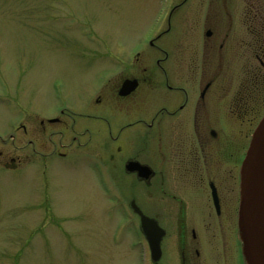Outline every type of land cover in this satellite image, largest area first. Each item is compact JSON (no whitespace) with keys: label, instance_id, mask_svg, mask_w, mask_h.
I'll return each mask as SVG.
<instances>
[{"label":"rangeland","instance_id":"1","mask_svg":"<svg viewBox=\"0 0 264 264\" xmlns=\"http://www.w3.org/2000/svg\"><path fill=\"white\" fill-rule=\"evenodd\" d=\"M161 2L0 0V150L5 152L3 162L12 168L0 169V264H147L139 219L132 218L126 206L132 198L144 211L159 215L170 234L164 241V256L151 264H174L177 250L183 246L192 261L201 262L195 248L201 257L206 255L200 264H245L238 230L239 171L264 104L254 101L258 95L249 98L255 104L239 100L243 84L240 63L231 62L227 75L224 63L197 59L199 53L207 57L203 41L198 46V42L192 45L182 39L179 44L183 45L176 47V62L187 69L194 58L197 64L191 69L204 67L205 80L215 78L218 83L212 93L225 97L216 102L214 98L208 107L212 106V112L203 116L211 123L208 132L217 133L211 142L214 153L228 162L222 173L209 171L224 203L221 222L209 214L206 187L192 188L183 195L191 211L185 222L179 221L175 219L176 205L171 211L170 203L182 191L165 194L157 191L158 183L110 190L107 169L98 170L103 165L110 169L102 139L85 137L81 151L64 159L59 155L64 154V135L50 136L64 127L38 136L43 129L40 119L58 115L56 111L64 103L75 111L85 110L114 63L129 59L143 47L145 54L156 52L145 39L157 31ZM182 30V37L193 34L188 22ZM169 37L173 40L176 35L171 32ZM180 96L183 102L182 92ZM23 111L32 114L30 120L24 122ZM19 123L25 124L29 134L24 128L16 131ZM91 150L101 151L102 158L87 153ZM11 158L20 165L13 169ZM164 204L169 205L166 213L161 210Z\"/></svg>","mask_w":264,"mask_h":264},{"label":"flooded vegetation","instance_id":"2","mask_svg":"<svg viewBox=\"0 0 264 264\" xmlns=\"http://www.w3.org/2000/svg\"><path fill=\"white\" fill-rule=\"evenodd\" d=\"M161 1L157 31L154 36L145 39V43L148 42L149 47L156 52L145 54L147 50L143 47L133 52L129 59L115 61L114 69L102 83L101 89L94 92L90 105L85 110L75 111L64 103V108L56 111L58 115L40 119L43 129L38 132V136L46 135L50 129L64 127V131H52L50 134L64 135V154L59 152L64 159L76 155L78 152L75 151H81V140L85 137H89L90 141L102 139L110 169L107 166L97 168L107 169L110 190L120 192V188L126 189L134 184L153 187L158 183L160 186L157 191L161 189L165 194L168 190L182 191L178 193L182 197L175 194V202L170 203L171 211H175V207L171 206L176 205L175 219L179 221L185 222L191 211V205L183 195L192 188L204 190L206 187L210 198L209 214L211 217L215 214L217 221L221 222L224 203L219 187L212 181L209 171L222 173L226 171L228 162L214 153L211 142L217 137V133L213 129L208 132L207 125L211 123L203 116L208 111L212 112V106L208 107L214 98L216 102L225 97L216 96L219 92H215V95L212 93L218 83L216 84L215 78L205 80L206 75L202 74L205 72L204 67V70L191 69L197 64L194 58L190 59L187 69L176 62L179 57L176 47L183 45L179 44L182 39H188L192 45L198 42L195 44L198 46L203 41L202 48H206L203 50L207 57L199 53L197 59L224 63L223 70L227 75L231 62L240 63L242 69L239 76L242 77L243 84L239 100L247 105L255 102L264 104V97L261 96L264 95V0ZM185 20L193 34L186 33L182 37ZM165 24L168 25L167 29L164 28ZM171 32L176 35L173 40L169 39ZM248 61L251 63L248 64ZM176 67L181 69H175ZM186 83L189 85L186 86ZM194 86L197 89L191 93L188 89L192 90ZM181 92L183 102L180 101ZM255 95H258L255 102L249 99ZM149 109L152 111L149 112ZM31 116L27 111L24 122L30 120ZM22 128L29 134L24 123H19L16 131L20 132ZM49 140L53 139L49 137ZM87 153H92L98 159L102 158L101 151L91 150ZM4 155L5 152L0 150V169H12L7 162H3ZM16 160L10 159L13 169L20 165ZM132 162L147 166L151 170L149 178H142L138 171L129 170L128 165ZM235 165L237 169V164ZM132 201H135L134 198L127 200V209L129 208L132 217L139 219L131 207ZM168 207V204L162 205L163 213L167 212ZM141 210L165 230L161 241V260L165 254L164 241L170 234L162 226L159 215L153 216L147 210ZM232 214L234 215V211ZM236 215L237 211L235 217ZM191 238L195 245L196 230H193ZM203 244L201 239L199 246L202 248ZM194 253L201 262L192 261V255L187 254L183 246L182 250H177L174 264L176 261L178 264L204 263L206 255L201 257L198 248H195ZM150 262L156 263L151 259ZM225 264L228 263L225 261Z\"/></svg>","mask_w":264,"mask_h":264},{"label":"water","instance_id":"3","mask_svg":"<svg viewBox=\"0 0 264 264\" xmlns=\"http://www.w3.org/2000/svg\"><path fill=\"white\" fill-rule=\"evenodd\" d=\"M142 178L151 170L137 162L128 165ZM239 231L246 264H264V116L255 129L240 170ZM133 209L141 216V228L149 242L152 258L160 259V242L165 232L158 222L144 215L135 201Z\"/></svg>","mask_w":264,"mask_h":264}]
</instances>
